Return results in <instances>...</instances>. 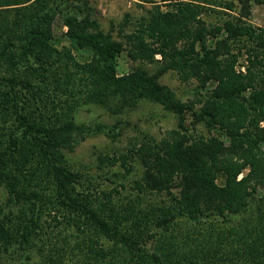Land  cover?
<instances>
[{
	"label": "trees",
	"instance_id": "obj_1",
	"mask_svg": "<svg viewBox=\"0 0 264 264\" xmlns=\"http://www.w3.org/2000/svg\"><path fill=\"white\" fill-rule=\"evenodd\" d=\"M141 1L152 8L131 32L123 23L115 36L91 18L87 0H0V120L7 129L0 139V187L22 210L10 215L0 208V255L19 237L24 242L37 229L62 227L89 244L92 264H264V24L245 20L251 3L264 0H236L240 15L221 25L202 15L211 4L231 9L233 0ZM57 17L66 26L60 37L53 33ZM123 51L132 61L159 65L119 74ZM169 70L204 89L199 107L160 81ZM59 92L97 103L144 97L178 117L160 139L143 135L113 157L125 170L128 158L142 166L134 182L140 192L172 194V206L160 209L164 217L156 221L169 234L159 235L154 250L153 209L144 211V225L137 223L134 204L118 205L67 164L64 150L105 126L79 122L73 101L57 109ZM199 123L212 134L196 133ZM253 204L245 234L212 233L214 221H232ZM176 217L195 225L181 241L172 234Z\"/></svg>",
	"mask_w": 264,
	"mask_h": 264
},
{
	"label": "rangeland",
	"instance_id": "obj_2",
	"mask_svg": "<svg viewBox=\"0 0 264 264\" xmlns=\"http://www.w3.org/2000/svg\"><path fill=\"white\" fill-rule=\"evenodd\" d=\"M233 1L234 6L231 9L222 4H211L209 6L211 8H208L209 10L202 17L210 25H221L227 19H236L240 15V4L236 0ZM87 5L90 9L91 18L98 22L100 28L105 31L113 28L115 36L118 35L120 26L123 23H126L123 27L124 32H131L137 19L141 15L147 14V11L152 8V4L141 0H87ZM162 8H165V6H162ZM245 20L254 25H263L264 5L251 3L250 14ZM65 31L66 26L61 19L59 17L55 18L53 21L54 36H63ZM70 53L72 59L80 61L81 53L74 50ZM155 59H160V56L155 55ZM158 65V62L132 61L123 51L118 57L117 71L122 74L135 67L154 71ZM160 81L170 87L180 100L194 102L195 108L199 107V101L206 95L204 89L198 90L194 80L183 81L179 78L177 72L173 70L161 75ZM84 98L85 95L82 93L73 97H68L60 92L54 95V103L57 109L60 110L59 106L64 107V105L73 101L77 104L74 114L79 122L91 126L100 123L105 126L103 131L87 135L72 149H65L64 157L67 164L73 170L83 171L90 181L86 182L87 184H91L92 187H96L98 190L109 191L113 201L118 205L134 204L136 209L133 216H135L137 223L140 221L143 224L146 221L144 211L153 209V213L148 217L149 219L153 218L149 224L151 228L149 233H156L155 238H152L150 243V250H154L155 246L160 244L159 235L161 233L169 234L168 231H163L161 226H157L156 221L163 216L160 209L165 211L166 208L172 206V194L167 191L140 192L135 188L134 182L139 180L142 166L133 158H128L126 164L128 170H125L119 160L117 162L113 161V157L127 153V149L131 147L132 143L139 141L143 135L160 139L166 131L177 127L178 117L161 104L144 97L131 103H122L117 100H107L102 103L85 102ZM50 105L51 103L48 104L49 108H51ZM10 124L9 121L7 125ZM5 127L2 120H0V139L5 137L7 130ZM259 127L264 130V120L259 122ZM195 129L196 133L205 136L212 134L211 129L202 123L197 124ZM0 208L5 209L10 215L11 212L12 215H18L22 211L19 204L12 205L6 188L2 186L0 187ZM255 211L253 204L250 211L242 215L239 214L232 221L229 220L226 223L220 222V220L214 221L212 233L221 234L222 232L223 236L226 237L227 230L232 228L245 234V225L249 222V219L251 221L247 224V228L253 225ZM46 217L49 219V216ZM194 226V223L188 222L182 217H176L172 226V234L176 236V241H181L184 237L183 233L189 232L190 228L192 229ZM200 231H202L201 228ZM146 237L151 239L150 235H146ZM18 240L14 241L5 253H1L0 264H92V261L89 262L85 254L89 250V244L76 238L72 229L45 227V229H37L36 232L32 233L28 241L19 242ZM106 240H104L105 244L113 245L112 241ZM223 242L217 245L223 246ZM98 247L99 242L95 249H98ZM28 256L29 259H26Z\"/></svg>",
	"mask_w": 264,
	"mask_h": 264
}]
</instances>
